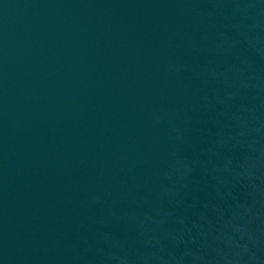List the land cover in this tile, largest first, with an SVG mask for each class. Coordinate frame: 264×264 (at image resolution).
<instances>
[{"label":"water","instance_id":"95a60500","mask_svg":"<svg viewBox=\"0 0 264 264\" xmlns=\"http://www.w3.org/2000/svg\"><path fill=\"white\" fill-rule=\"evenodd\" d=\"M0 264H264V0H0Z\"/></svg>","mask_w":264,"mask_h":264}]
</instances>
